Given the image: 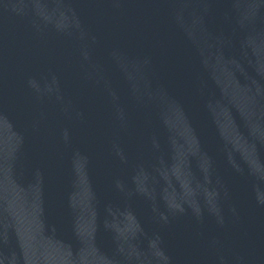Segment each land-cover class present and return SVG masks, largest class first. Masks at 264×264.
Wrapping results in <instances>:
<instances>
[{
  "label": "water",
  "instance_id": "95a60500",
  "mask_svg": "<svg viewBox=\"0 0 264 264\" xmlns=\"http://www.w3.org/2000/svg\"><path fill=\"white\" fill-rule=\"evenodd\" d=\"M0 264H264V0H0Z\"/></svg>",
  "mask_w": 264,
  "mask_h": 264
}]
</instances>
